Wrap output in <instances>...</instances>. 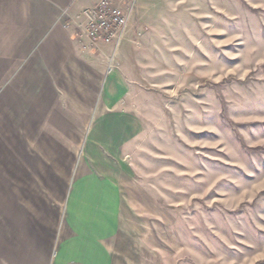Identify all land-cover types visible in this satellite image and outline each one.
I'll return each instance as SVG.
<instances>
[{
	"label": "rangeland",
	"instance_id": "374dc122",
	"mask_svg": "<svg viewBox=\"0 0 264 264\" xmlns=\"http://www.w3.org/2000/svg\"><path fill=\"white\" fill-rule=\"evenodd\" d=\"M121 52L140 264H264V0H139ZM23 173L0 146V196Z\"/></svg>",
	"mask_w": 264,
	"mask_h": 264
},
{
	"label": "crops",
	"instance_id": "0c3cea01",
	"mask_svg": "<svg viewBox=\"0 0 264 264\" xmlns=\"http://www.w3.org/2000/svg\"><path fill=\"white\" fill-rule=\"evenodd\" d=\"M99 1L0 0V146L24 172L0 196V264L141 263L120 175L141 85L123 41L87 38Z\"/></svg>",
	"mask_w": 264,
	"mask_h": 264
},
{
	"label": "built area",
	"instance_id": "2783aa9c",
	"mask_svg": "<svg viewBox=\"0 0 264 264\" xmlns=\"http://www.w3.org/2000/svg\"><path fill=\"white\" fill-rule=\"evenodd\" d=\"M139 0H100L86 8L85 34L93 44L117 48L123 41ZM68 27L67 24L64 25Z\"/></svg>",
	"mask_w": 264,
	"mask_h": 264
}]
</instances>
